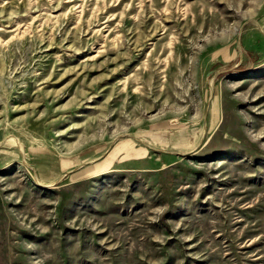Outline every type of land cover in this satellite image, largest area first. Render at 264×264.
<instances>
[{"label":"rangeland","instance_id":"rangeland-1","mask_svg":"<svg viewBox=\"0 0 264 264\" xmlns=\"http://www.w3.org/2000/svg\"><path fill=\"white\" fill-rule=\"evenodd\" d=\"M0 264H264V0H0Z\"/></svg>","mask_w":264,"mask_h":264}]
</instances>
